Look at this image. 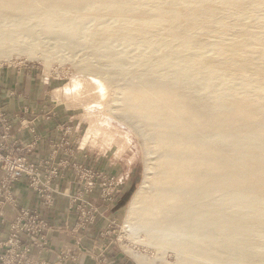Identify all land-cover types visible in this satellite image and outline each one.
<instances>
[{
    "label": "bare ground",
    "instance_id": "6f19581e",
    "mask_svg": "<svg viewBox=\"0 0 264 264\" xmlns=\"http://www.w3.org/2000/svg\"><path fill=\"white\" fill-rule=\"evenodd\" d=\"M12 23L85 51L160 145L127 236L180 264H264V0H0V56Z\"/></svg>",
    "mask_w": 264,
    "mask_h": 264
},
{
    "label": "rangeland",
    "instance_id": "374dc122",
    "mask_svg": "<svg viewBox=\"0 0 264 264\" xmlns=\"http://www.w3.org/2000/svg\"><path fill=\"white\" fill-rule=\"evenodd\" d=\"M3 30L8 36L4 37L8 52L0 56V205L10 202L7 194H12L17 181L25 179L28 186L40 194L41 204L20 207L13 194L11 199L14 201L10 204L12 207L17 204L15 209H23L25 222L33 219L30 215L40 214L47 226L42 236L48 244L41 243L39 237L33 236L34 240L28 236L31 234L23 236L21 249H25L28 259L36 264H60V261L53 263L39 260L32 252L33 248L40 253L49 249L50 239L46 232L51 225L46 217H51L52 213L45 216L43 210L53 205V200L49 195L48 206L46 191L53 189V181L69 169L75 174L79 185L78 190L70 196L78 215L71 231L80 232L97 216L100 220L109 221L112 227L100 229V238L107 237L111 245L110 248L103 246L100 256L93 254L94 264H136L130 250L152 260L153 264H180L173 250L165 249L164 252L153 247L140 231L135 233L137 238L127 236L124 231L130 201L147 174V166H156L160 158V145L147 134V127L138 118V113L136 117L128 115L131 110L123 104L122 98L126 94L122 89L123 83H111L86 72L80 66L85 51L56 46V42L63 40L39 35L33 28L21 29L15 23ZM114 47L116 51L118 49L117 52L124 49L120 45ZM244 51L248 49L244 48ZM4 94L11 97L13 106L5 102ZM31 94H35L32 100ZM20 97H24L23 104L15 111L14 101ZM28 98L30 100L27 103ZM136 102L139 103V109L136 106L135 111H143L141 101ZM35 110L43 111L48 121L54 119L58 128L57 134L48 141L49 157L39 162L31 157L35 141L39 142V137L31 128L36 118L31 115L35 114ZM30 134L33 135L31 142L19 141L21 135ZM19 158H24V164L19 162ZM102 158L109 162L104 164L106 167L102 164ZM20 168L33 172L23 173L18 179H11L2 172L9 171L11 175ZM3 186L7 188V194L1 191ZM94 191L99 192L102 203L114 205L113 211L105 212L98 204L85 198ZM82 212L89 222L83 229L76 230ZM4 244L0 243V246ZM109 249L112 250L111 254H106ZM92 250H97V247ZM2 253L1 249L0 255ZM115 255H119V258H114Z\"/></svg>",
    "mask_w": 264,
    "mask_h": 264
},
{
    "label": "crops",
    "instance_id": "0c3cea01",
    "mask_svg": "<svg viewBox=\"0 0 264 264\" xmlns=\"http://www.w3.org/2000/svg\"><path fill=\"white\" fill-rule=\"evenodd\" d=\"M9 85L12 86L11 84H8V86ZM3 97H6L5 102L9 103V105H14L11 97H8L7 94H4ZM34 97L35 94L30 95L31 100ZM23 99L24 97L15 99V111L19 110V105L23 104ZM30 99L28 98V100H26L27 103ZM31 116L36 117L34 119V125L31 128L39 137V142L35 141L36 146L32 151L31 157L35 159L36 162H39L49 157V150L47 148L48 141L57 134L58 131L56 129L58 128L55 121H53L54 119L48 121L47 116L44 117L43 111L35 110V114L33 113ZM26 131L28 130L26 129ZM32 139L33 135L31 134L25 136L21 135L19 141L28 143L31 142ZM107 163L109 164L108 161L102 158V164L104 165ZM104 166L106 167V165ZM104 166L102 168L103 171ZM78 186L75 174L67 169L53 181V189L46 191L48 195L52 196L53 200V205L49 208L45 207L43 210L45 216H48L49 212L52 213L51 217H46L47 222L51 225L50 229L46 232V236L50 239V244L49 249L41 253L33 248L32 253L36 255L39 260L53 263L60 261V264H94L95 258L93 254L96 253L100 256L102 254L101 248L105 245L106 248H110L111 242H108V238H100V235H102L100 229L103 227H105V229L112 227H110L109 221L100 220L101 218L99 219L98 216L95 221L88 224L86 228L80 232L76 231L75 233L73 230L71 231L76 223L78 215L76 213V205H74V203L72 204L70 196L78 190ZM12 194L18 200L20 207H33L41 204L42 198L40 194L32 190L25 179H21L15 183ZM85 198L91 203L98 204V207L105 212L108 210L107 212L109 213V210L111 212L114 209L113 204L107 205L100 201L98 191H94ZM0 208L2 212L0 219H5L7 223L19 213V209H15L8 203ZM7 223L3 224L0 220V241L6 238ZM107 234L109 233L107 232ZM95 247H97V250H92V248L95 249ZM111 252L112 250L109 249V253L106 254H111ZM62 256L68 258L64 259ZM114 258L118 259L119 255H115Z\"/></svg>",
    "mask_w": 264,
    "mask_h": 264
},
{
    "label": "built area",
    "instance_id": "2783aa9c",
    "mask_svg": "<svg viewBox=\"0 0 264 264\" xmlns=\"http://www.w3.org/2000/svg\"><path fill=\"white\" fill-rule=\"evenodd\" d=\"M19 162L24 164V158H19ZM23 167V166H21ZM5 172L7 176H10L11 179L15 178L18 179L23 175V173L30 174L33 172V170H25L23 168H20L15 172V174H9V171H2ZM11 173V172H10ZM1 191L5 194L8 193V190L6 187L3 186ZM9 196L10 202H7L8 204L12 203L14 200L11 199L12 194H7V197ZM14 196V195H13ZM1 197V196H0ZM5 200V197H4ZM46 203L48 206H50V196L46 195L45 197ZM6 202V200H5ZM11 205V204H10ZM2 205H0L1 207ZM17 204L13 207H16ZM47 207V206H46ZM19 215L17 217L15 216L10 220L8 223L5 222V219H1V223L6 224L7 223V233H6V241L0 242L5 243L4 246H0V249L3 250V253L0 255V263L1 264H36L32 262V260L28 259V255L25 253V249L22 251L21 249V240L23 236L28 235L34 239V237H39L41 239V243L48 244V242L43 238L42 233L47 229L46 224L42 221L40 214L31 216L33 217L32 220H29L28 223L24 221L23 219V209L19 210ZM28 214V212H25ZM84 213L82 212L81 216L79 217L77 229L79 228L83 229V227L87 224L88 219L85 217ZM39 218L41 220H39ZM34 236V237H33ZM35 240V239H34ZM28 252V248L26 249ZM5 253V254H4ZM23 259H25L23 261Z\"/></svg>",
    "mask_w": 264,
    "mask_h": 264
}]
</instances>
